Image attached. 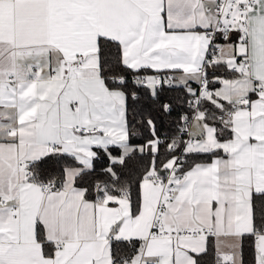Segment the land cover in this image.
<instances>
[{
  "label": "snow or ice",
  "instance_id": "1",
  "mask_svg": "<svg viewBox=\"0 0 264 264\" xmlns=\"http://www.w3.org/2000/svg\"><path fill=\"white\" fill-rule=\"evenodd\" d=\"M0 264H264V0H0Z\"/></svg>",
  "mask_w": 264,
  "mask_h": 264
}]
</instances>
